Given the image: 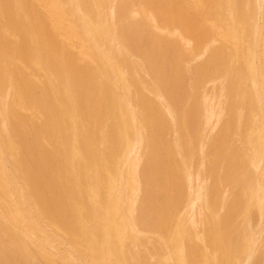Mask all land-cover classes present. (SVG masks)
Segmentation results:
<instances>
[{
    "label": "bare ground",
    "instance_id": "1",
    "mask_svg": "<svg viewBox=\"0 0 264 264\" xmlns=\"http://www.w3.org/2000/svg\"><path fill=\"white\" fill-rule=\"evenodd\" d=\"M26 1L0 0V264H97L96 255L102 257L103 264H132L131 261L145 264L140 252V246L145 247L140 240L142 236L156 238L162 248L163 256L149 254L154 264H166V261L176 264L174 255L177 254L182 264H190V253L198 258L192 264H232L227 258L219 260L218 247H209L210 223L204 213L209 214L215 235L223 233L227 239L241 240L233 243V247L242 244L245 252L244 258L237 252L243 259L239 264H264V0H220V7L216 8L222 23L231 24L235 40L244 44L243 55L222 40L221 32L210 24L212 16L206 6L196 10L189 0L162 2H184L187 6L181 13L187 19L201 14L200 22H170L156 7L158 0L155 7L153 0H65L76 26L91 46L97 66L78 62L73 52L65 49L69 31L65 18L58 21L64 31L59 33L65 35L64 38L58 41L57 30L53 35L48 32L46 22L50 17L46 15L48 20L44 24L41 11L45 9L40 6L46 0H28L30 5ZM135 7L139 10L134 11ZM50 10L55 15V10ZM132 12L153 20V28L166 34L160 43L165 53L172 55L182 45L189 49L190 53L181 58L177 68L186 76L184 84L188 92L182 90V83L177 92V87L164 79L156 67V57L145 48V39L130 37L129 30L133 26L126 22L118 26L112 22L113 16L127 18ZM244 17L253 21L249 27L245 25L248 28L241 33L231 20ZM245 23L250 24L248 19ZM139 26L144 29V22L140 21ZM18 31L19 36L29 37V43H32L35 56L29 55V58L37 60L39 67L47 73L44 81L41 74L39 89L35 88L38 84L31 86L33 82L37 83L32 80L36 77L32 75L37 72H32V68L38 66L27 58L26 54L31 52L26 49L30 44L24 47L28 39L25 44L20 36L17 44L15 35ZM21 42L24 46L19 47ZM218 45L230 51L229 67L225 72L210 70L208 79L201 81L199 74L212 61L213 50ZM44 53H48V61ZM170 58L167 57L171 62L174 57ZM127 64L139 89L128 76ZM231 74L235 75L234 87L228 84ZM62 78L64 84L60 87L62 82L58 81ZM48 79L51 82L47 84ZM97 80L101 83L97 84ZM247 82L253 97L244 86ZM240 83L243 86H239ZM97 86L99 97L93 102L91 95L94 97ZM199 89L202 106L198 121L191 116L198 109L193 100ZM231 95L234 104L229 100ZM3 99L8 100L7 104ZM189 102L192 103L187 107ZM14 103L24 110L25 107L30 111L33 108L36 118L22 117ZM246 109L251 111L250 120L256 123L261 140L256 145L254 137L248 134L243 153L249 167L244 163L247 168L237 174L233 161L226 157L221 167L211 166L206 171L202 158L200 171L205 172L204 176L198 174L194 178L190 165L193 154L183 147L178 124L181 122L187 130L189 142L197 141L199 153L203 155L222 117L230 112L235 117L227 121L226 127L232 126L237 141L244 144L240 134ZM161 110L163 117L169 116L174 128L173 147L170 148L180 160L173 155L180 165L181 173L177 175L183 177L181 192L184 193L183 198L174 201V211L163 226L139 220V215L146 216L152 200L154 148L159 142L163 147L166 143L159 135L164 127L159 119ZM178 114L187 118L179 121ZM257 114L263 116L256 122ZM110 134L116 137H110ZM53 148H59L58 153ZM66 151L71 153L74 161L77 159L76 165L70 161L71 167L76 166L73 169L77 166L79 169L78 161L82 163L78 170L81 175L77 172L79 176L73 177L75 171L71 172L72 169L70 177L65 175H69V169L65 172L62 167L69 164L67 158H72L69 155L63 159L62 167L58 158L65 156L64 153L67 155ZM51 152L61 154L54 160L58 161L62 176L60 172L56 175L54 169L57 166L53 169L48 165L49 157L51 161L55 157ZM56 161L51 164L56 165ZM142 163L145 166L140 173ZM192 165L198 166L197 161ZM98 169L99 174L102 173L99 176ZM52 171L55 172L53 176ZM213 172L220 181L208 191ZM245 201L247 206H244ZM250 205L255 206L259 215L256 227L249 222ZM97 218L101 220L100 230ZM189 231L199 247L191 245L188 248L185 244V235ZM224 239L222 236L223 242ZM222 241L219 246L227 257L228 245ZM198 248L203 251L201 257ZM236 250L229 252L234 255Z\"/></svg>",
    "mask_w": 264,
    "mask_h": 264
},
{
    "label": "rangeland",
    "instance_id": "2",
    "mask_svg": "<svg viewBox=\"0 0 264 264\" xmlns=\"http://www.w3.org/2000/svg\"><path fill=\"white\" fill-rule=\"evenodd\" d=\"M153 1H154L153 6L155 4H157V2H158L157 5L159 7L158 6H156V7L159 9L161 15L164 16V17H166L170 22H177V21L178 22H181V23L182 22L187 23V22H190V21H192V22L193 21L194 22L195 21L196 22H200V20L203 18V16L201 14L200 15L197 14L195 16L193 15V17L197 18V20L196 19L193 20L192 19L193 17L191 18V16H190V18L188 17V19H187L186 16H184L181 13V10L182 9H185V7L187 6L186 4H184V2L179 1L176 4H171V1H168L166 4L165 3L163 4L162 0H158L157 2H156V0H153ZM159 1L162 2V6H161V3ZM26 2H29V1L27 0ZM30 3L31 2H29L28 5H30ZM41 3H40L41 9L42 10L45 9V11H43V12L41 11V15H42V17L44 19V20H42L43 23L45 24L44 21H47L48 20V17H50L49 20H48L49 22H46L47 23L46 24V27L49 30L48 32L53 35L56 32L55 30H57L58 34L60 35V38H57L58 41H59V39L64 38L65 35L64 36L61 35V34H63L64 31L60 28V25H59L58 21L65 18L66 19V22H67V25H68V28H69V31L66 34V39L67 40L65 41V45H66L65 49H70L73 52V54H74V56H75V58H76V60L78 62H80L82 64H87L89 66H92L94 64H95V66H97L98 63L96 61H94V59H93V57L91 55V46L88 45V41L84 37V35H83L82 31L80 30V28L78 27V25L76 26V24H77L76 23V20L74 19V16L69 12L68 4L66 3V1L65 0H46V2L44 1V2H41ZM218 3H219V5H218ZM189 4L191 6H193L196 10L199 9V8H201V7H203V6H206L208 12L209 13L211 12L210 14L212 16V19L210 21V24H213L216 27V31L221 32V34L223 35L221 37L222 40L224 42L229 43V45L233 46L234 49H237V51L240 50L239 52H240L241 55L244 54V50H243L244 49V47H243L244 44L242 45L241 42L239 43L238 40H235L234 34L231 31V27H232L231 24H229V23L228 24L222 23V21L219 18L220 17L219 16L220 13H219L218 9H216V8H219L220 7V0H189ZM31 6H29V7H31ZM34 8H36V6ZM50 8H53L55 10V15H52L50 13L51 12ZM30 9H33V8H30ZM36 10L38 11L37 8H36ZM137 10H139V7H135L134 8V11H137ZM212 11H213V13H212ZM32 13H33V11H32ZM33 14L32 15L30 14L31 17L33 16ZM47 14H48V17L46 16ZM39 16H40V14H39ZM33 18H35V16H33L32 19ZM247 19L249 20V23L250 24H247V23L244 24V21L245 20L247 21ZM34 20L32 22H34ZM140 21H143L144 22V25H145V28L144 29L139 26ZM252 21H253V19H252ZM252 21H251V19H249L247 17H244L243 19H240V20L234 18V19L231 20V23L237 24L238 27L240 28V32L242 33V32H244V30L246 28L249 27V25H251ZM112 22L115 25H118V26H120L122 24V22L123 23L126 22V23L130 24L131 26H133V29H130L129 30L130 37L132 39H134V40H139L140 38L141 39L142 38L145 39V43H146L145 48L147 50L152 51L151 53L156 57V63H155L156 64V67L161 72V74L163 75L164 79L167 82L169 80V83H171L174 86H176L177 87V92L180 89V84L181 83H182V90L185 91V92H188V88L186 86V83L184 84V81L186 82V80H185L186 79V76H184L185 74H182L183 71L177 70V68L180 66L178 64V62H180L181 58H185V56H187L190 53L189 49L186 46H183L182 45L181 47H179V50L176 53H173L172 55L170 53H168V52L165 53V49H162V45L160 43H161V41L163 39L166 38V34L163 33L160 30L154 29L153 28V20L146 18L142 14L135 15L134 12H132V13L129 14V16L127 18L124 15L123 16L122 15H115L112 18ZM220 24H222L221 28L219 27ZM245 25L248 26V27L245 28ZM60 31H61V34L59 33ZM19 34L20 33L18 31V32H16V35H15L17 44L19 42L18 40H21V37H22V40L24 41L25 44H26V41L25 40L28 39L29 41L27 40V44L25 46L22 45L23 44L22 42L18 46L20 47V45H21V46L26 47L27 45H29L30 44L29 43L30 42L29 37H27V36L25 37L23 35H20L21 36L20 37ZM210 34L212 35L214 33L213 32H210ZM17 36L20 39H18ZM158 41H159V43H158ZM31 44H30V46H27V48H26L28 51H31L30 54L28 53V51H25L26 50L25 48H24V52L25 53L26 52L28 53L26 55H27V58L30 60V62H33L34 64H36L38 66V68H40L39 67L40 65H38L39 63H37V60L35 62V60L33 59V57L32 58H29V55L30 56H32V55L35 56V54H34L35 51L33 52L34 48L31 47ZM238 44H239V47H238ZM75 45H76V47H75ZM29 47H30V49H29ZM262 48L264 49V45L262 46ZM21 49L23 50V47ZM242 50H243V53H242ZM229 52L230 51H228L223 45L216 46L214 48V50H213L212 61L205 68V70H202L200 72V74H199L200 80L201 81L207 80L208 77H209V75H210V72L213 71V70H217L219 72H225L228 69V67H229V57H230ZM48 53H44V55H45L44 58H45V60L47 59V61L49 60L48 59V56H47ZM50 54H52V53H50ZM168 54L171 55V56H168ZM166 56L168 58L169 57H171V58L174 57V58H172V60L170 62V60H168ZM50 57H51V59L54 60V57L52 55ZM122 59H123V57L121 56V60ZM243 61H245V60H243ZM18 63H21V62L19 61ZM240 63L242 64V61ZM18 66L20 67V65H18ZM19 67H17V68H19ZM38 68L37 67L32 68V69H34V70H32V72H36L37 71L36 73H39L38 74L39 76L37 77L36 73H35V75L33 73H31V75L33 74L32 75L33 77L36 76L35 77L36 79L33 78L32 80H34L35 82H37V83H34L31 80V82L34 83V84L32 83L31 86L32 87H35L38 84L35 88H38L39 89V83L40 84L42 83L40 76L43 73L42 74L43 75L42 76V79H43L42 81H44V78L43 77L44 76H47V73L45 71H43L41 68L40 69H38ZM20 69H21V67H20ZM17 71H18V69H17ZM127 71H128V76L133 80L132 81L133 82V85L137 89H139V85H138L137 81L133 78V73H132V70H131L129 64H127ZM30 72H31V70H30ZM18 73H20V71H18ZM171 73H172V75H171ZM176 73H177V75H176ZM39 78H40V80H39ZM47 78L48 77H46L45 79H47ZM49 79H48L47 84L51 82L50 81L51 79L50 80ZM234 79H235V75L234 74H231L228 77V84H229V86L234 87L236 85V82H234ZM59 80L60 81H58V82L60 84L62 82L61 86L60 85L59 86L62 87L63 84H64L63 78H62V80L61 79H59ZM96 82H97V84H99V82L101 83V81H99V80H97ZM247 83L244 86L248 90L249 95L253 97L252 91L250 90L249 83L248 84ZM241 85L243 86L242 83H240L239 86H241ZM35 88H33V89H35ZM99 89L100 88L97 86V88H95V95H94V97H92V95H91V98H92V101L93 102L95 100H97L98 97H99V92H100ZM35 90L38 91L37 89H35ZM89 95H90V93L88 94V96ZM131 95H132V91H131ZM200 97H201V90L199 89L196 92V98L193 100V102L196 103V106L198 107V109L191 116L194 120H198V121L201 118V106H202V102L201 101L202 100H201ZM89 99H90V97H89ZM233 99L234 98L231 95V97L229 99L231 101V104H234ZM6 100L7 99H3V103L7 104V101L8 100L7 101ZM253 102H255V101L253 100ZM191 103L192 102L187 103L186 106L189 107L191 105ZM254 105H255L254 106V109H256V104L254 103ZM14 108L16 110H18V112H20V114H21L22 117L33 116V117L36 118V115L32 112V111H34L33 108H32V111L28 110L26 107H25V110H24L23 107L21 105H18L17 103H14ZM30 112H32V113H30ZM163 113L164 112L162 111V114L160 113V115H159V119L162 121V124L164 125V127L161 128L162 131L159 132V135L164 139V142H166V143L164 144L165 147H163L162 146V143L159 142L156 145V147L154 148L155 155H154V158H153V161H152V164H151L152 165V179H153V181H152V188H151V198H152V200H151V202L149 203V205L147 207V211L148 212H147L146 216H144V215L140 216L139 215V220L140 221L143 222V220H145V221H149L150 223H158L160 226H163L166 223V221L168 219L167 218L168 215H170V213H172V211H174L173 210L174 209V205H173L174 204V201H177V200H179V199H181V198L184 197V193L182 194V192H181V189L183 188L182 187L183 186L182 185L183 184V177H180V174L177 175L179 172L181 173V171H180L181 169L179 168L180 165H177L179 159H178V156H176V154L173 152L175 150L174 149L172 150V148H170L171 146L173 147V142H172L171 139H172V134H173L174 128L171 125V121H170L169 116L166 115V116L163 117ZM258 116H259V114H257V117ZM261 116H263V115H260V117ZM177 117H178V120L180 119L179 121L187 118V116L180 115V114H178ZM233 117H235V115L232 112H230L228 115L226 114V115H224L222 117V120L220 121V123L216 127V130H215L213 136L211 137L210 143L206 147L205 153L203 155L201 153H199L200 151L198 150V143H197V141L194 140V141H196V146H197L196 147L194 141L189 142V134H187L188 132L185 129V127L183 126V124L181 122L178 124V127H179L178 128V131H179V134H180V137H181V140H182V145L185 148V150H188L189 149V151L193 154V156L191 158V161H190L191 162L190 165H191L192 170H193L194 178L198 174L201 175V176H204V173L205 172L203 170L200 171L201 170V168H200V161H201L202 158H204V160H205L206 171L209 170V168L211 166H214V168H216V169L218 167H221L223 165L224 158H226V157L231 158V160L233 161V166L237 169V174H239L242 171L241 169L247 168V166L249 167V163L246 164L244 162V156L245 155L243 153V147H246V143L245 142L247 141L248 134H250L252 137H254V144H256V145L258 143L260 144L261 140H260V137H259L260 135H259V132H258V129H257V125H256V123L254 124L252 122L253 120L252 121L250 120L251 119L250 117H252L251 116V111H249L248 109H246L243 112V115H242V127H241L240 138L244 142V144H241V143H239V141H237L236 137L233 134L234 133V128L232 126L231 127H226L227 121L233 120L234 119ZM260 117L256 118L255 121L257 122L258 119H260ZM111 119L113 121L114 120V117H110V120ZM113 127H115V126L113 125ZM110 128H112V125L110 126ZM50 129L53 130L52 127ZM112 130H114V128H112ZM49 132H51V131L49 130ZM114 133L117 134L115 130H114ZM52 134H54V133H52ZM228 134H230V135H228ZM111 135L113 136V134H110V137H112ZM232 135H233V137H232ZM114 136L116 137V135H114ZM231 137H232V139H231ZM98 139H99V137H98ZM99 141L101 142V137H100V140ZM228 141H229V143H228ZM54 147H56V146H54ZM54 150H55V152L58 153L59 148L58 149H54ZM141 151L142 152L145 151L144 146L141 147ZM57 153L56 154L55 153H52L53 155H55V157L53 158L52 161H56L57 160V157L59 155H61L60 153L59 154H57ZM66 153H67V155L64 153L65 156H60V158H58V160L60 159V166L61 167H62L61 163L62 164H65L64 163L65 162L64 160L66 159V157H69V155H70L69 158H72V159L69 160L67 158V161H68L67 164L69 163L70 164V167H71V162L70 161H72V162L74 161L73 160L74 157H72L71 153H68V151H66ZM173 155L178 160L175 161ZM50 157H49V160H48V161H50L49 162L50 164H48V165L51 168H53V167L55 168L57 166V169L56 168L55 169L53 168V169H54L55 172L57 171L56 175H58L59 172L61 171V168L58 167V165H57V162L58 161H56V165L54 164L55 165L54 166L53 163L51 164L52 161H51V158ZM55 158H56V160H54ZM169 158L172 159V163H170L171 160ZM61 159L62 160L64 159V160L61 162ZM75 161L77 162V159L76 158H75ZM75 161L73 162V164H75V165L78 164ZM196 161H197V164H198L199 167L198 166L193 167L192 164L194 163L196 165ZM78 162H79V169L78 170H80L83 165H82V163L80 161H78ZM244 163L247 166H244ZM101 164H102V166L104 165L103 163H101ZM101 164H100V166H101ZM179 164H180V162H179ZM75 165L74 166L72 165V166L73 167H76ZM67 166L65 165V167H66L65 168L64 165H63V167H62V169H64L65 172H66V169H69L68 170V174L69 175H67V174L64 173L67 177L68 176L70 177L73 174V173H71L73 171H75V173H74L75 175H72L73 177L77 176L78 174L81 175L78 172V170H77L78 166L75 169H73V167L70 168L69 166H68L69 167L68 168ZM144 166H145V163H142L141 164V167H140V173L143 172ZM58 168H60V169H58ZM197 169L199 171H197ZM70 170H71V172H69ZM55 172L52 171L51 174L54 173V175H55ZM77 172H78V174H77ZM60 173H62V172H60ZM97 174H98V176L102 174V173L99 174V169L97 171ZM62 175H63V173L61 174V176ZM52 176H53V174H52ZM219 181H220V179L218 178L217 173L213 172L212 173V178L210 180V184L208 185V191H212L215 188V186L219 183ZM164 185H165V187H164ZM157 189H159V190H157ZM158 202H160V203H158ZM139 203H141V200H140ZM139 203H138V206L140 205ZM244 206H247L246 201L244 202ZM250 206H251V208H249ZM250 206H248L249 214H251V216L249 215L250 218H251V219H249V222H251L250 224L253 227H256L259 224V221H260L259 220V215H258V212H257L255 206H253V205H250ZM203 215L206 218L208 217V221L210 223L208 225L209 226L208 227V232H209L208 243H210V244H208L209 247L211 249H215L216 247L219 248V250H218L219 260H223V259L226 260V258H227V260H229L232 264H239V262L242 261L243 259L241 260L242 257L237 256V252H238V254L240 253V255L242 254L241 256H243V258H244L245 252H244V249L242 247V244L237 245V246H235V244H234L235 247H239V248H236L237 249L236 250L235 247H233V243H236V244L238 242L240 243L241 240L239 241V238L237 239L236 237H233L232 239H227L226 235L223 234V233L222 234L221 233H218V234L215 235L213 229L211 228V227H213V222L210 219L209 214L204 213ZM164 216H166V217H164ZM100 222H101V220L97 218L96 219V224H97V228H99L98 230H100ZM153 229H154V227H153ZM221 235L223 236V239L225 238L224 239L225 240L224 241L225 244L228 245L227 246V250H226V253H227L226 256L227 257H225V252L222 251L221 246H219V242L222 241L221 240L222 239V236ZM185 237H186V240L187 241L184 238V242L186 241L185 244L188 246V248L191 245H195V246L199 247L198 244H197V242H196V240L194 238H192L193 236L191 234V231H189V233L186 234ZM140 240H142L144 242V244H145V247H143V248H142V246H140L141 258H142V260L144 261L145 264H154V261L152 259H150V257H149V254H151V253H153V254L158 253V254H161L162 256L164 255V253L162 251V248L160 247V244H159V242L157 241L156 238H152V237L151 238H148V237L142 236V237H140ZM102 241H103V244H104L105 240L103 239ZM236 241H238V242H236ZM263 243H264V234H263ZM230 244H232V246ZM223 247H226V245L223 246ZM231 247H233V248H231ZM198 249H199L198 250V255L201 257L202 254H203V251L200 248H198ZM223 250H225V248ZM231 250H233V251L236 250V253L234 255H231L230 252H229ZM229 254L232 256V257L230 256V259H229ZM194 255H195L194 253H190V257H189L190 258V264H192L193 261H195L196 259H198L197 257L194 258ZM175 256L176 255H174V261H175V263L176 264H182V261L180 259L181 257L179 258L180 255L177 254V256L176 257ZM238 257L240 258L239 261H237L239 259ZM101 259H102L101 256H99V255H96L95 256V260H96L95 262H97V264H103V260H101ZM57 262L58 263H61L58 260H57ZM122 262H125V260H122ZM131 262H132V264H134L133 261H131ZM165 263L166 264H171V262H169V261H166Z\"/></svg>",
    "mask_w": 264,
    "mask_h": 264
}]
</instances>
